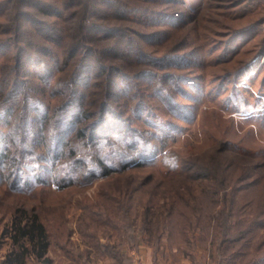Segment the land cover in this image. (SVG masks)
<instances>
[{
  "label": "trees",
  "instance_id": "obj_1",
  "mask_svg": "<svg viewBox=\"0 0 264 264\" xmlns=\"http://www.w3.org/2000/svg\"><path fill=\"white\" fill-rule=\"evenodd\" d=\"M167 1L0 0L7 14L0 21L5 32L0 52L13 49L0 65V182L21 189L46 182L44 172L59 186L87 181L106 175L117 162L122 167L145 162L147 148L151 154L165 148L173 130L167 121L142 120L150 136L141 141L130 113L139 110L135 119L141 120L149 110L142 97H169L158 86L165 73L159 68L177 55H153L146 45L158 32L137 28L163 23L165 16L182 18L181 12L165 9ZM178 103H172L171 114L189 110ZM117 144L124 147L120 154L131 157L116 160L117 149L110 146ZM234 150L216 147L196 161L174 151L186 171L183 179L163 201L160 215L149 219L144 214L150 222L141 231L154 254L166 236L168 246L176 245L192 260L201 243L210 253L218 246V264H264V159H237ZM175 161L169 163L172 168ZM55 169L63 175L54 176ZM117 202L111 205L115 214L106 213L103 221L110 234L122 229L130 244H137L129 206L123 199ZM7 228L12 245L0 264L50 263L47 228L37 211L15 207ZM96 247L106 256L104 264H132L108 238Z\"/></svg>",
  "mask_w": 264,
  "mask_h": 264
},
{
  "label": "rangeland",
  "instance_id": "obj_2",
  "mask_svg": "<svg viewBox=\"0 0 264 264\" xmlns=\"http://www.w3.org/2000/svg\"><path fill=\"white\" fill-rule=\"evenodd\" d=\"M164 5L171 13L181 12L182 18L165 16L163 23L155 21L137 28L158 32L146 45L153 55H177L175 62L159 68V73H165L158 86L164 87L169 97H142L149 110L142 113L141 120L135 119L139 110L130 115L142 133L141 141L150 136L141 127L142 120H166L173 130L168 133L165 148L157 154L147 148L148 156L141 158L145 162L124 167L117 162L106 175L87 181L59 186L49 172H44L47 181L32 186L30 182L29 189H14L0 182V262L12 245L7 227L13 211L25 206L37 211L46 225L49 264H99L105 258L96 242L107 238L126 251L132 264L133 259L138 263L136 254L130 253L126 233L117 228L110 234L112 228L103 221L106 213L115 214L111 205L123 199L129 206L137 238L150 244L147 234L141 231L143 223L150 222L144 221V214L149 219L160 215L163 201L186 172L180 161L174 160L176 152L184 159L196 161L206 158L213 148L227 145L235 149L233 157L237 159H264V0H171ZM6 17L0 10V21H6ZM4 34L0 31V37ZM12 52V48L0 52V65ZM141 67L157 70L148 63ZM168 73L172 77L166 76ZM139 83L143 85V80ZM174 102L189 110L171 114L169 109ZM146 127L150 129L149 125ZM110 147L117 149L113 154L118 161L131 157L120 154L122 145ZM173 161L174 168L169 164ZM53 175L63 174L55 169ZM115 211H122L119 205ZM160 242L155 259H151L154 264H218L220 260L217 245L210 253L198 243L193 249L194 262L176 245L168 246L166 236ZM152 250V246L150 250L148 247L150 256ZM35 262L32 259L29 264Z\"/></svg>",
  "mask_w": 264,
  "mask_h": 264
},
{
  "label": "crops",
  "instance_id": "obj_3",
  "mask_svg": "<svg viewBox=\"0 0 264 264\" xmlns=\"http://www.w3.org/2000/svg\"><path fill=\"white\" fill-rule=\"evenodd\" d=\"M150 246H152V245H150L146 241L138 240L137 244H132V245H129L128 247L131 251L130 253L136 254V257L139 258L138 259L139 264H154L152 261L155 259L156 256H154L153 250L151 251V256H150V253L147 252L148 247L150 250ZM103 256L105 258V261H100L99 264H104L106 262V256L105 255H103ZM151 259H152V261H151ZM193 264H196V263H193Z\"/></svg>",
  "mask_w": 264,
  "mask_h": 264
},
{
  "label": "built area",
  "instance_id": "obj_4",
  "mask_svg": "<svg viewBox=\"0 0 264 264\" xmlns=\"http://www.w3.org/2000/svg\"><path fill=\"white\" fill-rule=\"evenodd\" d=\"M133 264H138V263H136L135 260L133 259Z\"/></svg>",
  "mask_w": 264,
  "mask_h": 264
}]
</instances>
